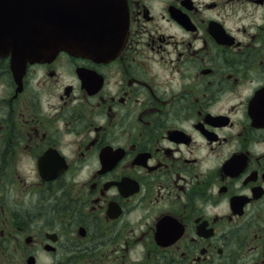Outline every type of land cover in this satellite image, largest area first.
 Masks as SVG:
<instances>
[{"label":"flooded vegetation","instance_id":"1","mask_svg":"<svg viewBox=\"0 0 264 264\" xmlns=\"http://www.w3.org/2000/svg\"><path fill=\"white\" fill-rule=\"evenodd\" d=\"M112 59L0 54L2 264H264V0H119Z\"/></svg>","mask_w":264,"mask_h":264},{"label":"water","instance_id":"2","mask_svg":"<svg viewBox=\"0 0 264 264\" xmlns=\"http://www.w3.org/2000/svg\"><path fill=\"white\" fill-rule=\"evenodd\" d=\"M106 2L0 0L1 47L24 60L60 51L93 55L100 46H114L125 38L127 14L104 10Z\"/></svg>","mask_w":264,"mask_h":264},{"label":"rangeland","instance_id":"3","mask_svg":"<svg viewBox=\"0 0 264 264\" xmlns=\"http://www.w3.org/2000/svg\"><path fill=\"white\" fill-rule=\"evenodd\" d=\"M3 255L1 254V252H0V264H2V261H3V257H2Z\"/></svg>","mask_w":264,"mask_h":264}]
</instances>
